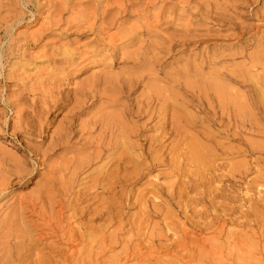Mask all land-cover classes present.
<instances>
[{"label": "rangeland", "instance_id": "obj_1", "mask_svg": "<svg viewBox=\"0 0 264 264\" xmlns=\"http://www.w3.org/2000/svg\"><path fill=\"white\" fill-rule=\"evenodd\" d=\"M250 124L264 131V0H0V227L25 244L9 238L0 264H264ZM204 144L215 156L186 165Z\"/></svg>", "mask_w": 264, "mask_h": 264}, {"label": "bare ground", "instance_id": "obj_2", "mask_svg": "<svg viewBox=\"0 0 264 264\" xmlns=\"http://www.w3.org/2000/svg\"><path fill=\"white\" fill-rule=\"evenodd\" d=\"M130 83H131V82H130ZM132 83H133V82H132ZM86 84H87V83H86ZM87 85H88V84H87ZM131 85H132V84H131ZM133 85H134V84H133ZM129 86H130V85H129ZM127 88H128V87H127ZM130 88H132V86H131ZM193 89H194V88H193ZM130 90H131V89H130ZM86 91H87V89H86ZM88 91H89V90H88ZM197 91H198V90H197ZM176 92H177V91H176ZM192 92H193V90H192ZM219 92H220V91H219ZM89 93H90V92H89ZM170 93H171V92H170ZM174 93H175V92H174ZM174 93H173V94H174ZM181 93H182V92H181ZM84 94H85V93H84ZM157 94H158V93H157ZM203 94H205V93H203ZM221 94H222V93H221ZM87 95H88V94H87ZM89 95H90V94H89ZM89 95H88V97H89ZM165 95H167V94H165ZM175 95L177 96V94H175ZM189 95H190V92H189ZM219 95H220V94H219ZM224 95H226V94H224ZM90 96H91V95H90ZM154 96H155V95H154ZM186 96H187V95H186ZM205 96H206V95H205ZM94 97H95V95H94ZM155 97H158V96H155ZM228 97H229V96H228ZM149 98H150V97H149ZM152 98H153V97H152ZM165 98H166V97H165ZM196 98H197V97H196ZM154 99H155V98H154ZM157 99H158V98H157ZM167 99H168V98H167ZM178 99H179V98H178ZM205 99H207V98L205 97ZM162 100L164 101V99H162ZM149 101H150V100H149ZM154 101H156V100H154ZM157 101H158V100H157ZM166 101H167V100H166ZM166 101H164V102H166ZM168 101H170V100H168ZM221 101H222V100H221ZM150 102H151V101H150ZM158 102H159V101H158ZM164 102H163V104H164ZM222 102H223V101H222ZM237 102H238V101H237ZM240 102H241V101H240ZM153 103H154V102H153ZM153 103H152V104H153ZM166 103H167V102H166ZM171 103H172V102H171ZM146 104H147V103H146ZM156 104H157V102H156ZM156 104H154V105H156ZM160 104H161V103H160ZM160 104H159V105H160ZM150 105H151V104H150ZM165 105H166V104H165ZM133 106H134V105H133ZM137 106H138V105H137ZM143 106H144V105H143ZM208 106H209V105H208ZM221 106H222V105H221ZM223 106H224V104H223ZM159 107H161V105H160ZM239 107L241 108V106H239ZM143 108H144V107H143ZM143 108H142V109H143ZM145 108H146V107H145ZM145 108H144V109H145ZM156 108H157V107H156ZM162 108H163V106L161 107V109H162ZM209 108H211V107H209ZM140 109H141V107H140ZM152 109H153V107H152ZM152 109H151V110H152ZM158 109H159V108H158ZM158 109H157V111H158ZM128 110H129V109H128ZM128 110H127V111H128ZM153 110H154V109H153ZM165 110H167V109H165ZM129 111H130V110H129ZM137 111H138V108H137ZM144 111H145V114H146V111H149V110H144ZM155 111H156V110H155ZM159 111H160V109H159ZM213 111H214V110H213ZM131 112H132V111H131ZM149 112H150V111H149ZM134 113H135V112H134ZM136 113H137V112H136ZM139 113H140V111H139ZM142 113H143V112H142ZM213 113H214V112H213ZM132 114H133V112H132ZM132 114H130V115H132ZM143 114H144V113H143ZM143 114H141V115H143ZM145 114H144V115H145ZM147 114H148V112H147ZM150 114H151V112L149 113V115H150ZM166 114H168V113H166ZM130 115H129V116H130ZM137 115H138V114H137ZM139 115H140V114H139ZM160 115H161V114H160ZM160 115H159V116H160ZM163 115H164V114H163ZM234 115H235V114H234ZM159 116H158V117H159ZM164 116H166V115H164ZM174 116H175V115H174ZM238 116H239V115H238ZM131 117H132V116H131ZM150 117H151V116H150ZM154 117H155V116H154ZM160 117H162V116H160ZM155 118H156V117H155ZM165 118H166V117H165ZM172 118H173V117H172ZM147 119H148V118H147ZM157 119H158V118H157ZM149 120H151V119H149ZM155 120H156V119H155ZM171 120H172V119H171ZM189 120H190V119H189ZM212 120H213V119H212ZM146 121H147V120H146ZM152 121H153V120H152ZM163 121H164V120H163ZM163 121H162V123H163ZM185 121H186V120H185ZM97 122H99V121H97ZM97 122H96V120H94V121H93V124H92V123H91V124L94 125V126L96 127V126H97ZM156 122H159V123H160L159 119H158V121H156ZM178 122H179V124H180V121H178ZM186 122H189V123H190L191 121H186ZM166 123H167V122H166ZM166 123H165V125H166ZM193 123H194V121H193ZM240 123H241V122H240ZM122 124H123V123H122ZM135 124H137V123H135ZM135 124H134V125H135ZM142 124H143V122H142ZM190 124H192V123H190ZM195 124H196V123H195ZM88 125H89V124H88ZM119 125H120V124H119ZM119 125H118V126H119ZM124 125H125V124H124ZM128 125H129V124H128ZM131 125H133V123L130 124V126H131ZM134 125H133V126H134ZM140 125H141V124H140ZM154 125H155V124H154ZM161 125H162V124H161ZM172 125L174 126V123H173ZM172 125H171V127H172ZM237 125H239V124H237ZM240 125H241V124H240ZM240 125H239V127H242V126H240ZM242 125H243V128H244V126H245L246 124H242ZM101 126H102V125H101ZM101 126H99V128H100ZM122 126H123V125H122ZM133 126H132V127H133ZM141 126H143V125H141ZM158 126H159V125H158ZM163 126H164V125H162V127H163ZM235 126H236V125H235ZM249 126H250L249 128H250L252 131L258 132L259 134H264V131L256 130V129L252 126V124H250ZM91 127H92V126H91ZM105 127H106V126H105ZM105 127H102V128H105ZM124 127L126 128L127 126H123V128H124ZM136 127H137V126H136ZM138 127H139V126H138ZM159 127H160V126H159ZM171 127H170V128H171ZM224 127L226 128V125H225ZM93 128H94V127H93ZM102 128H101V129H102ZM120 128H121V127H120ZM127 128L130 130V127H129V126H128ZM133 128H134V127H133ZM172 128H173V127H172ZM172 128H171V129H172ZM179 128H180V127H179ZM68 129H69V128H68ZM90 129H92V128L89 127V129H88V127H87V130H90ZM94 129H95V128H94ZM101 129H100V130H101ZM117 129H119V128H117ZM134 129H135V128H134ZM134 129H133V130H134ZM160 129H161V128H160ZM162 129H164V128H162ZM176 129H178V128H176ZM231 129H232V128H231ZM106 130H107V129H105V131H106ZM120 130H121V129H120ZM139 130H140V129H139ZM226 130H227V128H226ZM235 130L237 131L236 128H235ZM101 131H104V129L101 130ZM101 131H100V132H101ZM124 131H125V130H121V131H120V134H119V135H121V138H122V134H121V132L124 134ZM177 131H179V130H177ZM183 131H184V129H183ZM100 132H99V133H100ZM126 132H127V131H126ZM160 132H161V131H160ZM167 132H168V131H167ZM179 132H180V131H179ZM186 132H187V131H186ZM99 133H98V134H99ZM102 133H103V135H105L104 132H101L99 135L101 136ZM128 133H130V131H128ZM168 133H169V132H168ZM184 133H185V131H184ZM228 133H229V132H228ZM125 134H126V133H125ZM160 134H161V133H160ZM160 134H159V135H160ZM162 134H163V133H162ZM164 134H165V133H164ZM179 134H180V133H179ZM181 134H182V133H181ZM185 134H186V133H185ZM109 135H112V134H109ZM128 135H129V134H128ZM166 135H167V134H166ZM169 135H170V134H169ZM177 135H178V133H177ZM183 135H184V134H183ZM183 135H180V136L183 137ZM192 135H193V134H192ZM211 135H212V133H211ZM130 136H131V135H130ZM130 136H129V137H130ZM173 136H174V135H173ZM104 137L106 138V136H104ZM104 137H103V138H104ZM184 137H185V136H184ZM184 137L182 138V140L180 139V140H181V143H184ZM195 137H196V136H194V138H195ZM197 137H199V136H197ZM206 137L208 138V136H206ZM97 138H98V136H97ZM97 138H96V139H97ZM101 138H102V137H101ZM103 138H102V139H103ZM108 138H110V136H109ZM180 138H181V137H180ZM194 138H193V139H194ZM201 138H202V137H201ZM204 138H205V137H204ZM99 139H100V138H99ZM106 139H107V138H106ZM122 139H124V142L121 141L123 144L120 142V140H119V141L117 140V142H118V143L120 142V143L122 144V146H123V147H122L123 150L125 149L127 153L129 152L128 155L130 156V151H128V150H129V148H130V150H131V148H133V146H132V144L129 142L130 140H129L128 137H126V135H123V138H122ZM161 139H163V138H161ZM164 139H165V138H164ZM195 139L198 140V138H195ZM104 140H105V139H104ZM107 140H108V141H107V144H108V143H109V139H107ZM177 140H178V139H177ZM97 141L99 142V140H97ZM159 141H160V140H159ZM159 141H158V142H159ZM162 141H163V140H162ZM198 141H200V140H198ZM201 141H202V140H201ZM102 142H104V145H105V141L102 140ZM177 142H178V141H177ZM62 143H63V142H62ZM112 143H113V141H112ZM160 143H161V142H160ZM175 143H176V142H175ZM179 143H180V142H179ZM181 143H180V144H181ZM201 143H202V142H201ZM97 144H98V143H97ZM97 144H96V145H97ZM99 144H100V143H99ZM107 144H106L105 146H107ZM156 144H158V143L156 142ZM180 144H179V145H180ZM104 145H103V143H102L103 148H105ZM110 145H111V144H110ZM114 145H115V144H114ZM117 145L119 146L120 144H117ZM117 145H116V146H117ZM158 145H159V144H158ZM162 145H163V144H162ZM162 145H161V146H162ZM171 145H172V144H171ZM179 145H178V146H179ZM181 145H182V144H181ZM183 145H184V144H183ZM217 145H218V144L216 143V146H217ZM98 146H99V145H98ZM112 146H113V145H112ZM112 146H111V147H112ZM131 146H132V147H131ZM159 146H160V145H159ZM159 146H158V148H159ZM161 146H160V148H163V147H164V146H163V147H161ZM172 146H173V145H172ZM214 146H215V145H214ZM216 146H215V147H216ZM218 146H219V145H218ZM218 146H217V147H218ZM220 146H221V145H220ZM109 147H110V146H109ZM120 147H121V146H120ZM148 147H149V146H148ZM155 147H156V146H155ZM179 147L181 148V146H179ZM97 148H98V147H97ZM164 148H165V147H164ZM166 148H167V146H166ZM174 148H175V144H174ZM176 148H178V147L176 146ZM180 148H178L179 151H180ZM183 148H184V146H183ZM221 148H222V146H221ZM221 148H220V149H221ZM223 148H224V147H223ZM95 149H96V148H95ZM95 149H94V150H95ZM101 149H102V148H101ZM101 149H100V150H101ZM114 149H115V147H114ZM127 149H128V150H127ZM147 149H148V148H147ZM171 149H172V147H171ZM187 149H188V152H189V153H188V156L185 155V156H186V165H192V166H194V168H198L200 165H203V166H204V165H205V164H204V163H205L204 161H205V158H206L205 155H206V156L209 155V156H211V157L213 158V157L215 156L214 154H215V152H216V151L213 152L214 154L211 153V152L209 151L210 149L205 148V144H204V147L201 146V149H199V148L197 147V145H196V147H193V146L190 147V148L187 147ZM187 149H186V150H187ZM94 150H93V151H94ZM100 150L97 149L98 152H95L96 150L93 152V155L95 154L94 158H95V157H96V158H102L101 155H100ZM107 150H108V149H107ZM115 150H116V149H115ZM115 150H114V155H116ZM123 150H122V151H123ZM144 150H146V149H144ZM153 150H154V149H153ZM159 150H160V149H159ZM159 150H158V151H159ZM162 150H164V149H162ZM169 150H170V149H169ZM184 150H185V148H184ZM211 150H212V149H211ZM221 150H224V149H221ZM102 151L105 152L104 149H102ZM112 151H113V149H112ZM131 151H132V150H131ZM155 151H157V150H155ZM251 151H252V149H251ZM123 152H124V151H123ZM123 152H122V155H124ZM126 152H125V153H126ZM168 152L170 153V151H168ZM171 152H172V151H171ZM217 152H218V151H217ZM108 153H110V150H109ZM142 153H143V152H142ZM147 153H148V152H147ZM150 153H151V152H150ZM163 153H164V152H163ZM181 153H182V152H181ZM105 154L107 155V153H105ZM111 154H113V153H111ZM151 154L154 155V153H151ZM151 154H150V157L153 156V155L151 156ZM155 154H156V153H155ZM223 154H224V152L221 151V154H220V155H223ZM122 155H121V156H122ZM125 155H126V154H125ZM125 155H124V156H125ZM128 155H127V157H128ZM131 155H132V154H131ZM137 155H138V154H137ZM146 155H147V157H148V154H146ZM180 155H181V154H180ZM108 156H109V154H108L106 157H108ZM111 156H112V155H111ZM155 156H157V155H155ZM161 156H163V154H162ZM164 156H165V155H164ZM166 156H167V155H166ZM166 156H165V157H166ZM170 156H171V155H170ZM170 156H168V157H170ZM176 156H178V153H177ZM223 156H225V154H224ZM223 156H222V157H223ZM226 156H227V155H226ZM90 157H91V156H90ZM104 157H105V156H104ZM119 157H120V156H118V157H114V158H115L116 160L119 159V160H118V162H119V161H120V158H119ZM127 157H126V158H127ZM132 157H133V156H132ZM139 157H141V156H139ZM153 157H154V156H153ZM158 157H159V156H158ZM172 157H173V156H172ZM92 158H93V157H92ZM156 158H157V157H156ZM177 158L179 159L180 157H177ZM226 158H227V157H226ZM103 159H104V158H103ZM127 159H128V158H127ZM130 159H131V158H130ZM154 159H155V158H154ZM171 159H172V158H171ZM173 159H175V158H173ZM95 160H96V159H95ZM95 160H94V161H95ZM105 160H106V159H105ZM111 160H112V159H111ZM124 160H126V159H124ZM131 160H132V159H131ZM148 160H149V159H148ZM148 160H147V161H148ZM151 160H152V159H151ZM155 160H156V159H155ZM175 160H176V159H175ZM180 160H181V159H180ZM183 160H184V159H183ZM89 161H90V160H89ZM91 161H92V159H91ZM100 161H101V160H100ZM109 161H110V160H108V162H109ZM113 161H114V159H113ZM128 161H130V160H128ZM152 161H153V160H152ZM152 161H151V162H152ZM156 161H157V163H158V161H161V159H160V160L157 159ZM156 161H153V162L156 163ZM178 161H179V160H178ZM83 162H85V161H82L81 163H83ZM140 162H141V161H140ZM153 162H152V163H153ZM180 162H182V161H180ZM13 163H14V161H13ZM13 163H12V164H13ZM81 163H80V164H81ZM85 163H86V162H85ZM88 163H89V162H88ZM92 163H93V162H92ZM106 163H107V162H106ZM110 163H111V162H110ZM119 163H120V162H119ZM121 163H122V161H121ZM123 163H125V162H123ZM123 163H122V164H123ZM172 163H173V162H172ZM176 163H177V162H176ZM206 163H207V162H206ZM108 164H109V163H108ZM111 164H112V163H111ZM126 164H127V165H128V164H131V161H130V163H127V162H126ZM134 164H136V163H134ZM137 164H138V163H137ZM139 164H140V163H139ZM139 164H138V165H139ZM144 164H148V163H147V162H146V163L144 162ZM160 164H162V163H160ZM163 164H164V163H163ZM16 165H17V164H16ZM89 165H91V164H89ZM131 165H132V164H131ZM140 165H142V164H140ZM140 165H139V168H141ZM176 165H178V164H176ZM210 165H211V164H210ZM241 165H242V164H241ZM243 165H244V164H243ZM17 166H18V165H17ZM86 166H87V163H86V164H83V165L81 164V165L79 166V168L77 167L78 170H75V172H76V171H78V172H80V173L83 172ZM111 166H112V165H111ZM146 166H147V165H146ZM179 166H180V165H179ZM179 166H177V167H179ZM238 166H240V165H238ZM144 167H145V166H144ZM205 167H206V166H205ZM235 167H236V166H235ZM242 167H243V166H242ZM12 168H13V167H12ZM12 168H11V169H12ZM131 168H132V167H131ZM133 168H134V166H133ZM137 168H138V167H137ZM139 168H138V169H139ZM13 169H14V170H13L12 172H13L14 174H16L17 176H18V174L20 175L21 172H22V171H21L22 166H21V169H20V165H19L18 167L13 168ZM104 169H105V168H104ZM175 169H176V168H175ZM179 169H180V167H179ZM240 169H242V168L240 167L239 170H238L237 172H235V171H234V172L230 171V172L227 173V175H225V174H224V175H225V177H226L227 179H231V180H233V179L236 177L235 174H237V175L239 176V178L241 179L242 177H240V176H242V175H243V176L246 175V172H245V170L242 172V171H240ZM73 170H74V169H73ZM105 170H106V169H105ZM109 170H110V169H109ZM114 170H115V169H114ZM114 170H113V171H114ZM182 170H185V169H182ZM187 170H190V169H187ZM187 170H186L185 172H188ZM201 170H202V169H201ZM125 171H126V170H125ZM139 171H140V169H139ZM178 171H179V170H178ZM180 171H181V169H180ZM190 171H191V170H190ZM193 171H194V170H193ZM105 172H106V171H105ZM174 172H175V171H174ZM176 172H177V171H176ZM181 172H183V171H181ZM102 173H103V172H102ZM109 173H110V172H109ZM134 173H135V172H134ZM138 173H139V172H138ZM140 173H141V172H140ZM25 174H26V173H25ZM78 174H79V173H78ZM84 174H85V173H84ZM84 174H83V175H84ZM99 174H101V173H99ZM99 174H97V177H98ZM106 174H107V173H106ZM128 174H129V173H128ZM172 174H173V173H172ZM176 174L182 176V175L185 174V173H180V174L176 173ZM190 174H191V173H190ZM83 175H82V176H83ZM109 175H110V174H109ZM112 175H113V174H112ZM112 175H111V177H112ZM169 175H170V174H169ZM177 175H176V176H177ZM194 175H195V174H194ZM194 175H193V176H194ZM101 176H102V175H101ZM104 176H105V175H104ZM107 176H108V175H107ZM183 176H184V175H183ZM78 177H79V175H78ZM105 177H106V176H105ZM105 177H104V178H105ZM111 177H109V178H111ZM223 177H224V176H223ZM76 178H77V177H76ZM99 178H101V177L99 176ZM237 178H238V177H237ZM244 178H245V176H244ZM244 178H243V179H244ZM94 179L97 180L96 178H94ZM220 179H221V178H220ZM95 180H94V181H95ZM110 180H112V179H110ZM110 180H109V181H110ZM237 180H238V179H237ZM92 181H93V180H92ZM94 181H93V183H94ZM98 181H100V180H98ZM101 181H102V180H101ZM75 182H76V181H75ZM229 182H231V181H229ZM235 182H236V181H235ZM239 182H240V180H239ZM69 183H70V182H69ZM76 183H77V182H76ZM102 183H103V182H101V184H102ZM104 183H105V182H104ZM104 183H103V184H104ZM112 183L115 184V183H114V180H112ZM79 184H80V183H79ZM94 184H95V183H94ZM106 184H107V183H106ZM183 184H184V183H183ZM185 184H186V183H185ZM185 184H184V185H185ZM231 184H232V183H231ZM239 184H241V183H239ZM96 185H97V184H96ZM173 185H174V184H173ZM173 185H172V186H173ZM175 185H176V184H175ZM175 185H174V186H175ZM181 185H182V184H181ZM93 186H94V185H93ZM231 186H234V185H231ZM91 187H92V186H91ZM91 187H90V188H91ZM109 187H110V186H109ZM178 187H179V186H178ZM182 187H183V185H182ZM185 187H186V186H185ZM80 188H81V187H80ZM84 188H85V187H84ZM102 188H104V185H103ZM110 188H111V187H110ZM170 188H172V187H170ZM81 189H82V188H81ZM107 189H108V187H107ZM160 189H162V188H160ZM78 190H79V189H78ZM78 190H77V191H78ZM88 190H89V189H88ZM112 190H113V189H112ZM6 191H7V190H6ZM64 191H65V190H64ZM81 191H82V190H81ZM110 191H111V190H110ZM110 191H108V192H110ZM161 191H162V190H161ZM166 191H167V190H166ZM169 191H171V189H169ZM169 191H168V192H169ZM71 192H72V191H71ZM78 192H79V191H78ZM175 192H176V191H175ZM181 192H182V191H181ZM43 193H44V192H43ZM82 193H83V192H82ZM157 193H158V192H157ZM162 193H163V192H162ZM169 193H171V192H169ZM177 193H178V192H177ZM83 194H84V193H83ZM113 194H114V193H113ZM158 194H159V193H158ZM185 194H186V193H185ZM6 195H7V194H6L5 190H3L2 187H0V198L5 197ZM178 195H179V194H178ZM181 195H182V194H181ZM41 196H42V195H41ZM77 196H78V195H77ZM79 196H80V195H79ZM156 196H157V194H156ZM171 196H172V195H171ZM43 197H44V196H43ZM54 197H55V196H54ZM178 197H179V196H178ZM238 197H239V195H238ZM45 198H46V197H45ZM155 198H156V197H155ZM239 198H240V197H239ZM37 199H38V198H37ZM51 199H52V198H51ZM51 199H50V200H51ZM53 199H54V198H53ZM78 199H79V198H78ZM45 200H46V199H45ZM60 200H61V199H60ZM63 200H64V199H63ZM63 200H62V201H63ZM240 200H241V199H240ZM30 202H31V201H30ZM35 202H37V201L35 200ZM20 204H21V203H20ZM153 204H154V203H153ZM36 205H37V204H36ZM62 205H63V204H62ZM155 206H156V205H155ZM34 207H36V206H35V203H33V202H32V203H27L24 207H21V205H18L17 209H14V210H13V211H14V214H13V215H14L15 219L21 221V220H22V217H21V216H22L23 214H26V213L33 214V213H34ZM192 210H194V209H192ZM58 212H59V211H58ZM194 212H195V210H194ZM62 214H63V213H62ZM240 214H241V213H240ZM61 216H62V215H61ZM27 217H29V216H27ZM240 217H241V216H240ZM5 218H6V217H5ZM7 218H8V217H7ZM29 218H31V216H30ZM12 222H13V219H12V218L9 219V224H8V222H7V219H5V220L3 221V224H4L5 227H3V226L0 227V234H3V235H1V237H0V246H1V247H3V244H4V245H5V244H8V243L11 241V240L9 241V238H11V237H12L13 239L15 238V240L18 241V242H15L16 244H19L21 247L25 246V244L22 243V242L20 241V240H22V239L24 238L23 236H21L22 234L19 235V234L17 233L18 231L16 232V229H15V232H13V229H12ZM18 223H19V222H17V226H18ZM240 223H241V222H240ZM240 226H241V225H240ZM4 229H6V230H4ZM239 230H240V229H239ZM70 231H71V230H70ZM79 231H80V230H79ZM185 231H186V230H182L181 233H183L184 235H187L188 232H185ZM64 234H65V233H64ZM73 234H75V233H73ZM76 234H77V233H76ZM79 235H80V234H79ZM69 236H70V234H69ZM76 236H78V235H76ZM70 238L72 239V238H75V237H73V235L71 234V237H70ZM68 240H69V239H68ZM13 241H14V240H13ZM71 245H73V244L71 243ZM73 246H74V245H73ZM1 247H0V248H1ZM12 247H14V246H12ZM0 251H1V250H0Z\"/></svg>", "mask_w": 264, "mask_h": 264}]
</instances>
